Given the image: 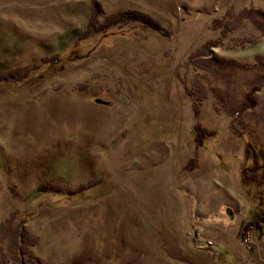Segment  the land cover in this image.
<instances>
[{"label": "rangeland", "instance_id": "374dc122", "mask_svg": "<svg viewBox=\"0 0 264 264\" xmlns=\"http://www.w3.org/2000/svg\"><path fill=\"white\" fill-rule=\"evenodd\" d=\"M263 76L264 0H0V264H264Z\"/></svg>", "mask_w": 264, "mask_h": 264}, {"label": "trees", "instance_id": "16d2710c", "mask_svg": "<svg viewBox=\"0 0 264 264\" xmlns=\"http://www.w3.org/2000/svg\"><path fill=\"white\" fill-rule=\"evenodd\" d=\"M263 80H264V76H263V78H262ZM263 86H264V84H263ZM262 87V85H260V88ZM259 87H257V88H253V91L251 92L252 94H248L247 95V97H246V100H249L250 101V103H252L251 101H254V98H255V94H256V91H258L259 89H260ZM251 95H252V97H251ZM254 95V96H253ZM256 99V98H255ZM246 100L243 102V106H246V107H253V106H251V104H248L247 102H246ZM207 133V132H206ZM24 223H22V224H20V228H19V235H20V237H22V238H20V241H21V239L22 240H24L25 238L23 237V235H24ZM26 240L27 239H25V242H26ZM22 263V262H21ZM22 264H24V263H22Z\"/></svg>", "mask_w": 264, "mask_h": 264}]
</instances>
